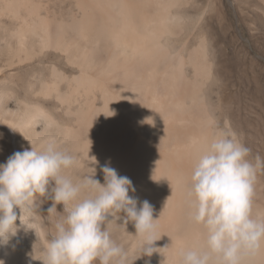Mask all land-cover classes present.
<instances>
[{"label":"bare ground","instance_id":"6f19581e","mask_svg":"<svg viewBox=\"0 0 264 264\" xmlns=\"http://www.w3.org/2000/svg\"><path fill=\"white\" fill-rule=\"evenodd\" d=\"M259 17L264 23V0H0V164L55 141L76 160L64 173L74 183L93 167L103 184L105 164L129 177L136 189L129 195L153 206L161 239L156 252L141 253L142 236L132 222L125 233L120 213L107 228L127 264H180L185 250L207 251L186 189L215 131L250 144L218 90L226 35L233 27L245 45L244 27L256 28ZM89 195L82 190L80 199ZM52 206L41 198L16 221L0 260L43 264L56 222L67 215L61 204L49 213ZM253 214L264 217V169ZM243 264H264V252Z\"/></svg>","mask_w":264,"mask_h":264},{"label":"clouds","instance_id":"9594fccd","mask_svg":"<svg viewBox=\"0 0 264 264\" xmlns=\"http://www.w3.org/2000/svg\"><path fill=\"white\" fill-rule=\"evenodd\" d=\"M250 154L235 132L220 129L212 134L186 189L190 218L205 231L207 251L185 250L180 264H243L245 257L264 252V217L253 214L257 171L264 169V158L257 154L253 162ZM75 164V158L55 141L47 142L42 150L31 144L0 164V246L16 235V221L26 211L34 209L41 198H50L49 213L61 204L67 215L56 222L43 264H127L126 251L107 228L121 219L120 213L125 214L120 226L125 233L129 235L126 225L132 222L136 235L142 236L141 253L156 252L153 244L161 239H157L159 219H153L149 201L139 202L129 195L136 191L131 179L105 164L103 184L94 179L93 167L91 174L74 183L64 173ZM82 190L90 195L80 199Z\"/></svg>","mask_w":264,"mask_h":264},{"label":"rangeland","instance_id":"374dc122","mask_svg":"<svg viewBox=\"0 0 264 264\" xmlns=\"http://www.w3.org/2000/svg\"><path fill=\"white\" fill-rule=\"evenodd\" d=\"M258 19L256 28L252 24L244 27L242 40L246 42L245 45L240 44V41L234 38L233 27L226 35L224 51L227 61L220 68L224 81L219 82L221 83L219 89H222L218 91L219 96L223 94L220 96L225 106L223 107L227 108L225 110L235 119V124L239 122L236 126L243 132L246 143L253 146L247 144L248 147H252L251 150L255 156L258 154L264 158V58H262L264 57V23L261 22L260 17ZM216 24L215 22L213 27L219 30ZM250 27H252L251 31ZM256 75L258 78H255ZM228 105L229 107H226Z\"/></svg>","mask_w":264,"mask_h":264}]
</instances>
